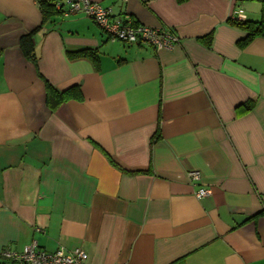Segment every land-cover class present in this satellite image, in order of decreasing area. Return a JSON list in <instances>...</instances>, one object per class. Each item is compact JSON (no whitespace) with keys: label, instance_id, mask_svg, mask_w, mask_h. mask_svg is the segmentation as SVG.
Returning <instances> with one entry per match:
<instances>
[{"label":"crops","instance_id":"1","mask_svg":"<svg viewBox=\"0 0 264 264\" xmlns=\"http://www.w3.org/2000/svg\"><path fill=\"white\" fill-rule=\"evenodd\" d=\"M95 1L180 42L111 41L83 12L0 0V253L264 264V36L240 44L233 22L261 0Z\"/></svg>","mask_w":264,"mask_h":264},{"label":"built area","instance_id":"2","mask_svg":"<svg viewBox=\"0 0 264 264\" xmlns=\"http://www.w3.org/2000/svg\"><path fill=\"white\" fill-rule=\"evenodd\" d=\"M55 8L63 14L83 12L90 16L110 37L111 41L121 40L128 44L146 42L156 49L173 48L180 37L171 27L149 26L136 23L131 15H114L112 9L95 0H53ZM245 19L243 10L234 16ZM193 181L199 182L200 171L189 173ZM211 190L200 187L198 198L210 195ZM4 264H87V253L82 248L66 251L62 248L50 252L40 247L37 241L31 242L22 251L5 247L0 253Z\"/></svg>","mask_w":264,"mask_h":264},{"label":"trees","instance_id":"3","mask_svg":"<svg viewBox=\"0 0 264 264\" xmlns=\"http://www.w3.org/2000/svg\"><path fill=\"white\" fill-rule=\"evenodd\" d=\"M262 2V9H261V17L258 20L253 19H237L234 18L233 22L238 25L240 28L244 29L246 32V36L240 40V44L246 45L249 41L254 39L257 36H264V0H261ZM39 3L42 7V10L44 12V19L47 20L49 15H52L54 13L59 12L53 3V0H39ZM135 22L137 23L136 19ZM103 30V29H102ZM104 31V30H103ZM105 32V31H104ZM106 33V32H105ZM108 35V34H107ZM108 38L110 39L109 35ZM207 43H211L210 36L204 38ZM22 48L24 50V53L31 57L35 58V50H34V40H33V32L32 34L24 35L21 39ZM80 55H87L92 56L95 58L94 52L91 50H80L77 52ZM250 106V105H249ZM247 107V109L249 108ZM159 136V130L156 132L155 136L152 139V143L155 142V140ZM0 264H4V261L2 260V257L0 255Z\"/></svg>","mask_w":264,"mask_h":264}]
</instances>
